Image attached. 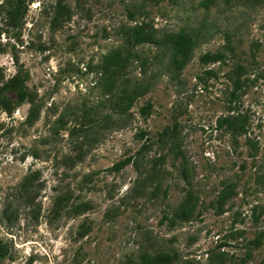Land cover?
I'll return each instance as SVG.
<instances>
[{
    "label": "rangeland",
    "instance_id": "1",
    "mask_svg": "<svg viewBox=\"0 0 264 264\" xmlns=\"http://www.w3.org/2000/svg\"><path fill=\"white\" fill-rule=\"evenodd\" d=\"M6 1L0 264H264V0H26L18 28Z\"/></svg>",
    "mask_w": 264,
    "mask_h": 264
},
{
    "label": "trees",
    "instance_id": "2",
    "mask_svg": "<svg viewBox=\"0 0 264 264\" xmlns=\"http://www.w3.org/2000/svg\"><path fill=\"white\" fill-rule=\"evenodd\" d=\"M5 9L6 14L10 20V23L14 28H18L20 25V21L23 18L27 8H26V0H7L6 7H2ZM128 41L131 45H140L147 42H153L152 34L146 28L145 24L137 25L128 31ZM168 43L172 47L173 51L181 56L184 60H189L193 56V48H194V40L193 38L186 32L181 31L176 35L171 36L168 40ZM111 59L115 61V63L122 67L127 62L128 57H123L120 51H116L112 54ZM204 62H216L221 59V56L218 54H206L201 58ZM23 85V81L17 77L10 79L6 88H16ZM146 109L144 108V112ZM219 121H226L232 124V121L229 118H222ZM147 149V145L141 148L135 156H130L125 158L124 160L119 161L114 164L112 170L115 172H120L127 166L133 164L135 167L138 166L139 155L143 154V151ZM193 213V206L182 204L180 208L175 213V217L179 219H189ZM182 217V218H180ZM3 246L0 243V261L5 257V252H3ZM171 256L165 253H159L157 255H145L141 260V264H168L171 261Z\"/></svg>",
    "mask_w": 264,
    "mask_h": 264
}]
</instances>
